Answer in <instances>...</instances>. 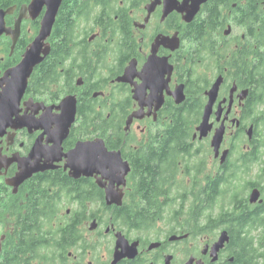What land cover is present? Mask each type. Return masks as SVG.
I'll use <instances>...</instances> for the list:
<instances>
[{"label": "flooded vegetation", "instance_id": "1", "mask_svg": "<svg viewBox=\"0 0 264 264\" xmlns=\"http://www.w3.org/2000/svg\"><path fill=\"white\" fill-rule=\"evenodd\" d=\"M81 1L86 3L80 23L79 35L82 34L61 63V72L69 69L85 76L75 79L76 93L57 102L50 101L47 94L34 96L27 91L22 114L29 108V115L41 119L44 110L35 113L36 104L51 107L75 95L77 116L62 142V151L67 154L79 142L101 139L109 151L121 152L130 167L125 183L112 186L121 204H107L106 189L98 184L97 175L71 178L64 158L54 164L55 169L35 173L15 187L14 179L22 170L19 161L29 159L37 143L51 148L54 142L43 129L16 131L8 127L0 136V264H29L28 258L15 255L20 238L23 244L27 240L22 220L27 215L29 186L44 185L60 172L77 182L80 196H75L62 213L69 227H61V219L55 221L54 242L48 245L53 250L52 258L33 264H187L191 259L193 264L225 262L224 252L230 242L215 263L211 250L224 231L231 235L227 211L239 213L263 204L251 203L254 191L264 199V0H207L199 5L190 22L186 21L188 11L197 8L201 0ZM169 4L174 8L171 12H167ZM21 7L7 17V21L12 18V25L7 22L9 27H14ZM211 8L221 26L213 37L216 53L212 60L207 56L201 61V98L190 99L187 70L192 53L188 30L202 24L205 11ZM41 18L25 19L20 39L28 23L41 22ZM174 37L179 40L175 51L167 42ZM3 38L12 44L11 38L4 36L0 40ZM49 42L52 48L51 39ZM15 50L11 47L10 56ZM238 50L244 56L243 78H238L236 61L232 59ZM153 55L157 71L163 72L169 65L173 73H164L158 78L160 82L156 80L158 92L150 88L135 99L133 91L144 84L142 71ZM132 63V81L119 82ZM220 78L222 84L209 117L212 129L201 137L197 129L210 101L208 93ZM181 85L185 86L186 100L177 104L172 92ZM32 99L33 104L24 105ZM174 109L186 121L194 118L191 138L186 134L183 145L170 138V127L178 117L173 115ZM54 113L59 111L55 109ZM135 114L139 118L135 117L128 128L127 122ZM110 122H122L123 130L119 134L109 131ZM222 130L223 141L216 153L213 140ZM163 142L168 149L165 154L159 152ZM147 149L153 160L151 168L156 169L149 180L148 199L144 183L133 177L140 175L136 168L141 163L136 161L144 158ZM39 161L44 165L50 160L43 157ZM105 182L109 187L110 181ZM79 198L87 201L85 210L79 209ZM97 200L101 202L100 209L93 211L92 202ZM61 231H67V235ZM119 239L126 250L117 248ZM117 251L125 255L119 261Z\"/></svg>", "mask_w": 264, "mask_h": 264}, {"label": "trees", "instance_id": "2", "mask_svg": "<svg viewBox=\"0 0 264 264\" xmlns=\"http://www.w3.org/2000/svg\"><path fill=\"white\" fill-rule=\"evenodd\" d=\"M31 0H0V9H9L17 6L21 7L29 4ZM86 3L81 0H65L53 34L52 52L46 61L36 68L32 75L28 87V94L41 95L47 94L49 100L57 102L67 94L76 93L77 87L74 86L76 78L85 76L84 73L71 72L65 69L61 72V63L66 58V54L73 50L72 44L77 43L80 32V23L85 16L84 10ZM8 25H12V18H8ZM29 28L24 29V33L15 50L13 56H10L12 44L8 38L0 40V70H7L10 67L17 65L20 62L23 54L26 52L29 45L33 42L40 28L39 20L28 23ZM244 27V25H242ZM221 26L218 24V19L215 16L214 9L205 11V19L202 24L191 26L188 30L191 57L188 63L189 75V98H201V80L199 68L202 65V60L209 56L212 60L216 53L213 37L218 33ZM2 52V53H1ZM232 59H235L236 66L234 69L237 72L238 78L245 76L244 56L242 51H236ZM97 88V86H92ZM113 98V97H112ZM110 101L113 102L114 99ZM173 115L178 117L173 120L170 127V138L173 143L178 140L179 144L184 143L185 135L191 138L193 131V120L190 117L184 120L185 117L177 110H173ZM122 122L109 123L108 130L119 134L122 131ZM97 132V131H96ZM98 132H101L98 130ZM95 133V132H94ZM159 152L165 154L168 150L166 144ZM144 158L137 159V163H141L140 167L136 168V172L140 175H133L139 178L141 183H144V195L148 199L150 183L149 180L154 176L156 169L151 168L153 162L150 158L149 149ZM51 179L46 181V184L31 183L28 190L27 215L23 218L27 227V240L23 244L22 238L16 247L15 255L19 258H28L29 264H33L36 260H50L53 255V250L48 246L54 242L55 221L61 219V227L67 229L69 220L62 218V213L66 208L70 207L75 200V196H80V191L77 182H71L70 178L60 172L53 174ZM141 179V180H140ZM230 181L229 179L227 180ZM144 197V199H146ZM87 201L79 198V205L82 210H85ZM93 211L100 209L101 202L94 201ZM148 205V202H147ZM227 218L231 220L228 225V230L231 233L230 243L226 248V261L221 264H264V202L261 205L253 207L251 210L242 212L227 211ZM198 218V217H196ZM192 219H190L191 221ZM63 236L67 235V231H61Z\"/></svg>", "mask_w": 264, "mask_h": 264}, {"label": "water", "instance_id": "3", "mask_svg": "<svg viewBox=\"0 0 264 264\" xmlns=\"http://www.w3.org/2000/svg\"><path fill=\"white\" fill-rule=\"evenodd\" d=\"M64 1L65 0H31L29 5H24L19 9V16L13 28L7 25V17L13 15L18 8L15 6L9 9H0V39L4 36L11 38L13 44L12 51L15 50L20 40L23 21L29 18L35 21L42 16L39 32L27 48L21 62L3 74L0 72V136L4 135L8 127H12L16 131L23 128H28L30 131L43 129L48 132L51 141L54 142V146L51 148L42 147L37 143L31 152V157L27 160L19 161L22 170L17 178L14 179L13 185L18 187L20 184L30 179L35 173L55 169L56 167L54 164L60 162L62 158H64L67 160L66 170L70 169L69 175L71 178L77 180L82 177L89 178L97 175L98 184L100 187L106 189L107 204L120 205L121 201L117 200L114 196L112 186L115 185V183L118 185L125 183L126 176L130 172L129 164L123 160L121 152L109 151L105 142L101 139L79 142L77 146L67 154H64L62 151V142L69 134L77 116L78 100L75 95H69L58 105L51 107H45L43 103L36 104L34 109L35 113L40 109L44 110L41 119H36L34 115H29V108L22 114L23 99L28 91L30 79L36 68H38L51 53L52 48L49 40L52 37ZM206 1L207 0L199 1L196 6L197 8L188 11L189 16L186 21L190 22L197 12L199 5ZM171 6V4L167 6V12H171L172 9H174L171 8ZM167 42L172 44L173 51L179 48V40L177 37L167 39ZM133 71L134 64L132 63L125 75L120 77L118 81L130 83L134 77ZM164 73L171 76L173 67L168 65L167 69L163 72H160V70L157 71L156 57L153 55L142 71L144 84L139 89L133 91L134 98L138 99V96L143 95V93L147 92V89L150 88L153 92H158L160 86H155V83L156 80L160 82L158 78L162 77ZM221 84L222 80L220 78L208 93L210 101L206 108L203 123L197 129L201 132V137L207 136L212 129L209 123V117ZM151 86L154 87L152 88ZM184 89L185 86L181 85L172 92L177 104H182L186 100ZM33 103L34 101L32 99L25 102L24 105L29 107V105ZM55 109L59 111L58 114L54 113ZM135 117L139 118L138 114L133 115L129 119L127 122L128 128ZM223 135L224 132L222 130L214 137L213 147L216 153H219ZM43 157L50 161H46L44 165H40L39 159ZM32 159L34 160L31 161ZM99 175L102 177L98 178ZM105 181H110L111 184L109 187H106ZM257 202L263 203L264 200L261 199V193L259 191H254L251 197V203L254 204ZM95 226L96 223L93 224V227ZM120 240L121 239L118 241L117 248L126 250L123 243L120 244ZM229 242L230 236L227 231H224L211 250L214 263L219 260L220 252L225 249ZM124 256L123 253L117 251L116 260L119 261ZM193 263L194 259H191L187 264Z\"/></svg>", "mask_w": 264, "mask_h": 264}, {"label": "bare ground", "instance_id": "4", "mask_svg": "<svg viewBox=\"0 0 264 264\" xmlns=\"http://www.w3.org/2000/svg\"><path fill=\"white\" fill-rule=\"evenodd\" d=\"M2 53V52H1ZM94 66V65H93Z\"/></svg>", "mask_w": 264, "mask_h": 264}]
</instances>
